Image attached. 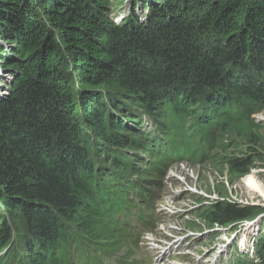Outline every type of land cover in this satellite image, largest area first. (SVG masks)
<instances>
[{
	"label": "trees",
	"instance_id": "16d2710c",
	"mask_svg": "<svg viewBox=\"0 0 264 264\" xmlns=\"http://www.w3.org/2000/svg\"><path fill=\"white\" fill-rule=\"evenodd\" d=\"M141 7L144 24L135 5L117 24L107 0H0L13 80L0 100V264H103L131 243L134 210L147 221L170 162L210 161L221 177L226 166L228 184L253 168L225 140L259 143L264 0ZM214 188L208 228L255 216Z\"/></svg>",
	"mask_w": 264,
	"mask_h": 264
},
{
	"label": "rangeland",
	"instance_id": "374dc122",
	"mask_svg": "<svg viewBox=\"0 0 264 264\" xmlns=\"http://www.w3.org/2000/svg\"><path fill=\"white\" fill-rule=\"evenodd\" d=\"M145 1L147 0H130V1L107 0V2L113 4L114 9L117 8L118 11H121L120 12L121 16H117L118 19H116V16L111 18L112 21L115 23L116 22L119 23V21L123 19L127 15V13H129L130 8L133 5H135V13L139 16L140 23L144 24V22L146 21L145 14L146 12L148 13V8H143V7L139 8V5L140 4L142 5V3ZM113 14H115V12L112 13V15ZM114 19L116 20L114 21ZM6 43L7 42H3L2 39L0 38V46H6ZM0 72H1L0 100H3L8 95V90L10 89V84L11 82H13V80L10 76V72L4 69L1 63H0ZM260 110L261 111H258L257 113L251 116V118L259 127V131H258L259 138L255 137L257 142H259L257 147L247 146L246 144L241 142L239 143L238 146L239 148L235 149L237 147L236 146L237 142L235 141L236 140L235 137L234 138L228 137L225 140V142L227 141L229 142V145L226 149L227 154L228 153L234 154L237 155V157H242V156L250 157L249 154L247 153L248 152L253 153L251 155V157L255 159L253 160L254 161L253 168H251L250 172L247 175L242 176L236 180L231 179L233 180L231 184H230L231 180L229 181L228 178V182H229L228 184L226 182V179L228 177L226 175L227 174L226 166H224V171H223L224 174L223 177H221L219 173L216 172L213 173L212 169L213 168L217 169V168L216 166L214 167L212 165L213 163L210 161L200 162V164L196 166L189 164L187 165L173 164L169 167L168 176L170 179L169 180L165 179L164 181L166 187L165 191L166 192L169 191V186H171L172 189H176L178 186L184 187L187 191V195L184 196V198L182 199L189 207H191V209L188 218L185 219L175 218V222H178L179 225L171 224L173 215L168 213L166 214L168 220V222H166L167 224L163 223L157 226L155 234L157 235L158 240L163 241L164 243L163 246L171 243H174V245L179 246L177 250V254L174 255L168 261L167 264L179 263V259L177 258V255L179 252H181V249L183 254L182 260L184 261L185 264H189V263L208 264L204 262L207 261V259L205 258L202 260V262L201 261L198 262L196 260L197 258L204 255L210 256L208 252V248H209L208 242L210 240L215 241L219 238L225 240V239H229L231 236L234 235L238 236L239 233L242 232L244 233L246 232L247 235L250 237L248 244L251 246V248L239 247L234 249L233 252H230V254L232 255L240 254L241 255V257H239L240 260L246 261L245 263L248 264H262V260H263L262 258H264V247L259 248V250L263 252L260 255V257H255L257 255L255 253V248L258 245L260 233L264 232L262 231V229H264V197L261 194V192H263L264 194V107ZM249 148H251L250 151H248ZM218 156H220V154H218ZM215 159H217V156L215 157ZM201 167L203 168L201 169ZM169 173L171 174L169 175ZM175 176L179 179L176 180ZM187 177L188 180L186 179ZM251 179L253 180L252 183L258 186V189H260L261 192L258 191L256 193H253L251 191V189L249 188ZM171 181L173 182V184H171ZM216 183H221L227 189V191L223 190L225 191L224 197L226 200L231 201L234 205H238L241 207H248L252 209L254 213H256L255 216L252 219L247 220L246 221L247 223L244 225L240 224V226H237L233 224L227 226L226 228H215V229L208 228L204 218H202L201 216L202 213L206 211L207 208L209 207L207 205L208 202L217 201L219 199L218 194L214 193L217 192L216 188H214L216 186ZM191 188L192 190H189ZM151 191L152 193L155 192L154 189H152ZM218 191H220V188H218ZM210 192L211 194H208ZM182 213L184 216H187V211H182ZM161 220L166 221V219H161ZM156 221H157V216L154 213L153 222L147 227L141 224H137L135 222H130L128 226L130 230L131 243H128L126 248L124 247L121 249V251L117 252L119 257L117 254L108 257H102L105 264H149L150 253L146 249L139 246L138 240L136 244H133L132 241L136 240L138 237L140 241V238L143 235V233L145 234V231L150 229L153 226L154 222ZM171 227H173V229ZM248 228L249 229L257 228V229L256 231L244 230ZM181 238H183L182 245L180 240ZM231 239H236V238H231ZM130 252H132V256L130 258H125L130 254ZM232 263L235 264V261L223 260L220 262H215V264H232Z\"/></svg>",
	"mask_w": 264,
	"mask_h": 264
},
{
	"label": "clouds",
	"instance_id": "9594fccd",
	"mask_svg": "<svg viewBox=\"0 0 264 264\" xmlns=\"http://www.w3.org/2000/svg\"><path fill=\"white\" fill-rule=\"evenodd\" d=\"M116 19H118V18L116 17ZM116 19H114V21ZM189 165H191V164H189ZM186 195H187V192H185L184 195H182L179 198H177V200H181ZM189 213H190V211H189ZM246 223L247 222L242 223L241 225H244ZM256 229L257 228H255V229H249L248 228V229H244V230L256 231ZM262 231H264V229H262ZM261 234H262V232L260 233V235ZM231 238H236V239H231ZM249 239H250V237L247 235V233L246 232L245 233L242 232V233H239L238 236H236V235L231 236L229 239L223 240V239L219 238V239H217L215 241L210 240L208 242V244H209L208 252H209L210 256H208V255H206V256L209 259L212 258L213 262H220V261H223V260L236 261L235 258H239V257H241V255L240 254H233L232 255V254H230V252H233L234 249L239 248V247H245V248L250 247L251 248V246L248 244ZM180 240L183 241V238H181ZM259 248L260 247H259V242H258V245L255 248V253L257 254L255 257H260V255L263 253V252H261L259 250ZM217 254H220V255L225 254V255L221 256V257H218V256H216ZM212 255L215 256V257H212Z\"/></svg>",
	"mask_w": 264,
	"mask_h": 264
},
{
	"label": "built area",
	"instance_id": "2783aa9c",
	"mask_svg": "<svg viewBox=\"0 0 264 264\" xmlns=\"http://www.w3.org/2000/svg\"><path fill=\"white\" fill-rule=\"evenodd\" d=\"M180 165H183V163H181ZM178 179L179 178L176 177V180H178ZM171 184H173L172 181H171ZM169 188H170L172 194L170 196V199L165 203L166 204V207L165 206L162 207L164 209L165 213L166 214L169 213V214H182L183 215L182 211H187V216H184V217L185 218H188L189 211H190L191 207H189L182 199L181 200H177V198H176V195H177V193H178L179 190H183L184 191V194H185V192H187L186 189L184 187H180V188L177 187L176 189H172L171 186H169ZM171 224H174V225L177 224V225H179V223L178 222H175V221L173 223H171ZM171 228L173 229V227H171ZM182 244L183 243L181 242V245ZM204 258L207 259V261L209 259V258H207L206 255H204V256H201V257L197 258V261L200 260L202 262V260Z\"/></svg>",
	"mask_w": 264,
	"mask_h": 264
},
{
	"label": "bare ground",
	"instance_id": "6f19581e",
	"mask_svg": "<svg viewBox=\"0 0 264 264\" xmlns=\"http://www.w3.org/2000/svg\"><path fill=\"white\" fill-rule=\"evenodd\" d=\"M118 16V15H117ZM116 16V17H117ZM110 17V16H109ZM113 18V17H112ZM113 22V21H112ZM8 75V74H7ZM0 76H1V72H0ZM12 78V77H11ZM10 82V81H9ZM9 97V96H8ZM154 123V122H153ZM153 126H155V125H153ZM155 129V128H154ZM209 158V157H208ZM214 161V160H213ZM210 164V163H209ZM187 165V164H186ZM194 167V166H193ZM203 167H201V169H202ZM190 169V168H189ZM211 169V168H210ZM209 169V170H210ZM207 170V169H206ZM184 173V172H183ZM214 173V172H213ZM171 173H169V175H170ZM191 174V173H190ZM189 174V175H190ZM192 175V174H191ZM169 177V176H168ZM187 180H188V177L186 178ZM191 180V179H190ZM213 180V179H212ZM251 181V183H250V185H249V188L251 189V191L253 192V193H256V192H261L260 191V189H258V186H256V185H254V183H252V179L250 180ZM179 187V186H178ZM188 187V186H187ZM180 188V187H179ZM189 190H192V188L191 189H189ZM199 191H200V189H199ZM184 194V191L183 190H179L178 191V193H177V195H176V198H179L180 196H182ZM260 194V193H259ZM261 194H262V196L264 197V194H263V192H261ZM196 195V194H195ZM186 198V197H185ZM183 200V199H182ZM191 200V199H190ZM187 201V200H186ZM192 202V201H191ZM194 205H196V204H194ZM192 206V205H191ZM199 215V214H198ZM199 217V216H198ZM202 217V216H201ZM203 218V217H202ZM121 219H123V218H121ZM140 219V218H139ZM138 219V220H139ZM124 222V221H123ZM137 222H139V221H137ZM126 224V223H125ZM167 224V223H166ZM194 226V225H193ZM196 226V225H195ZM131 227V226H130ZM139 228V227H138ZM234 228V227H233ZM140 229V228H139ZM198 229V228H197ZM146 230V229H145ZM191 231V230H190ZM213 231V230H212ZM161 232V231H160ZM181 232V231H180ZM144 234V233H143ZM219 235V234H218ZM213 237V236H212ZM186 239V238H185ZM209 240V239H208ZM186 241V240H185ZM190 241V240H189ZM193 241V240H192ZM207 241V240H206ZM125 243V242H124ZM192 244V243H191ZM189 248V247H188ZM181 249V248H180ZM185 249V248H184ZM191 249V248H190ZM204 249V248H203ZM189 251V250H188ZM194 251V250H193ZM197 253V252H196ZM203 253V252H202ZM122 254V253H121ZM124 254V253H123ZM192 254V253H191ZM118 255V254H117ZM118 257H119V255H118ZM122 257V256H121ZM192 257V256H191ZM198 257V256H197ZM213 257V256H212ZM117 258V257H116ZM193 258V257H192ZM187 260V259H186ZM197 261V260H196ZM198 262H200V260L198 261ZM205 263H208V264H215V262H213L212 261V258L211 259H208V261H204ZM104 264V263H103ZM181 264H183V263H181ZM190 264V263H189Z\"/></svg>",
	"mask_w": 264,
	"mask_h": 264
}]
</instances>
